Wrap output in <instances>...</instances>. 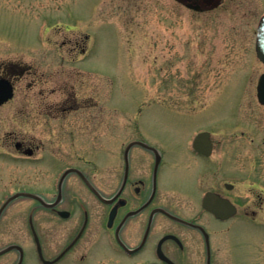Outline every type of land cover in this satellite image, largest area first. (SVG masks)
<instances>
[{
    "label": "rangeland",
    "instance_id": "1",
    "mask_svg": "<svg viewBox=\"0 0 264 264\" xmlns=\"http://www.w3.org/2000/svg\"><path fill=\"white\" fill-rule=\"evenodd\" d=\"M261 2L225 0L197 12L178 0H0V75L16 88L0 107V184L30 162L12 160L9 134L42 138L57 130L46 116L72 115L62 124L94 136L108 125L130 132L137 120L182 164L207 169L204 188L234 183L241 208L264 221V105L257 98L264 64L255 50ZM70 104L73 111H61ZM200 131L212 135V159L186 149ZM174 196L196 208L185 192ZM18 203L0 224V249L25 243L21 219L13 237L8 230Z\"/></svg>",
    "mask_w": 264,
    "mask_h": 264
},
{
    "label": "flooded vegetation",
    "instance_id": "2",
    "mask_svg": "<svg viewBox=\"0 0 264 264\" xmlns=\"http://www.w3.org/2000/svg\"><path fill=\"white\" fill-rule=\"evenodd\" d=\"M224 1L182 0L200 12ZM263 16L264 10L257 26ZM46 117L58 123L57 130L42 138L9 134L12 160L30 162L15 165L13 179L0 184V210L16 194L31 195H19L1 212L0 224L10 206L22 202L12 210L8 230L13 237L21 219L25 243L15 239L0 250L20 246L23 255L17 248L8 251L0 256H8L7 264H264V221L259 211L241 208L234 183L204 188L207 169L182 164L137 120L130 132L108 125L94 136L62 124L72 115ZM192 142L186 149L193 156L215 157L214 140L210 156ZM180 191L193 197L195 209L175 198ZM208 193L216 213L203 206Z\"/></svg>",
    "mask_w": 264,
    "mask_h": 264
},
{
    "label": "water",
    "instance_id": "3",
    "mask_svg": "<svg viewBox=\"0 0 264 264\" xmlns=\"http://www.w3.org/2000/svg\"><path fill=\"white\" fill-rule=\"evenodd\" d=\"M192 9L197 10L198 8H194V6H190ZM257 55L259 59L264 62V18L262 19V22L259 27L258 31V39H257ZM258 100L261 104L264 105V74L260 77L259 83H258ZM14 97V85L13 83L6 78H0V106L4 105L8 101H10ZM193 147L200 153L204 155H211L213 150V143L212 139L210 137V134L208 132L200 133L196 136ZM19 195H31V194H17L12 198H17ZM11 201V200H9ZM7 203L3 206V209L7 206ZM204 207L208 210L216 213L217 212V206L216 202L213 199V195L208 194L204 200ZM17 248L22 252L23 255V249L20 246H9L6 247L3 250H0V256L7 253L8 251Z\"/></svg>",
    "mask_w": 264,
    "mask_h": 264
}]
</instances>
